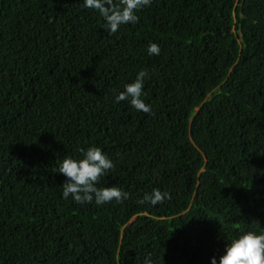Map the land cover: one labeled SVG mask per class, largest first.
Instances as JSON below:
<instances>
[{
  "label": "trees",
  "instance_id": "trees-1",
  "mask_svg": "<svg viewBox=\"0 0 264 264\" xmlns=\"http://www.w3.org/2000/svg\"><path fill=\"white\" fill-rule=\"evenodd\" d=\"M82 5L0 0V264H219L264 233V0H152L111 35ZM140 70L151 114L115 102ZM89 147L127 200L62 197Z\"/></svg>",
  "mask_w": 264,
  "mask_h": 264
},
{
  "label": "clouds",
  "instance_id": "clouds-1",
  "mask_svg": "<svg viewBox=\"0 0 264 264\" xmlns=\"http://www.w3.org/2000/svg\"><path fill=\"white\" fill-rule=\"evenodd\" d=\"M151 3L152 0H83L82 6L98 11L111 35L122 25L137 23L139 17L136 12ZM160 51L158 44L148 45L149 55H159ZM148 78V72L138 71L134 81L126 84L124 90L115 96V102L128 101L136 111L151 114L152 106L142 99L145 80ZM113 167L112 160L99 147H89L83 152L81 159L66 157L59 165V173L67 178L62 186V197L68 199L71 196L77 204L94 202L100 206L113 200L122 203L129 198L127 191L115 186L97 187L100 178ZM170 198L168 192L154 189L144 195L141 203L156 206ZM143 264H154L151 255L145 257ZM211 264H217L215 257L211 258ZM219 264H264V233L249 230L231 239L219 259Z\"/></svg>",
  "mask_w": 264,
  "mask_h": 264
}]
</instances>
